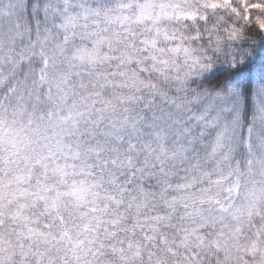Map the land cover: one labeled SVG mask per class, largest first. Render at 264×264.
Returning a JSON list of instances; mask_svg holds the SVG:
<instances>
[{
	"label": "snow or ice",
	"instance_id": "obj_1",
	"mask_svg": "<svg viewBox=\"0 0 264 264\" xmlns=\"http://www.w3.org/2000/svg\"><path fill=\"white\" fill-rule=\"evenodd\" d=\"M0 264H264V0H0Z\"/></svg>",
	"mask_w": 264,
	"mask_h": 264
}]
</instances>
